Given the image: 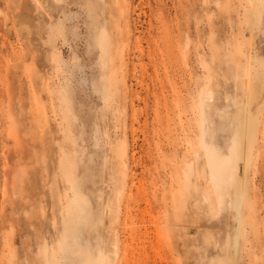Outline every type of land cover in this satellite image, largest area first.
Wrapping results in <instances>:
<instances>
[{
	"label": "rangeland",
	"instance_id": "1",
	"mask_svg": "<svg viewBox=\"0 0 264 264\" xmlns=\"http://www.w3.org/2000/svg\"><path fill=\"white\" fill-rule=\"evenodd\" d=\"M254 1L0 0V264H264Z\"/></svg>",
	"mask_w": 264,
	"mask_h": 264
},
{
	"label": "bare ground",
	"instance_id": "2",
	"mask_svg": "<svg viewBox=\"0 0 264 264\" xmlns=\"http://www.w3.org/2000/svg\"><path fill=\"white\" fill-rule=\"evenodd\" d=\"M258 2H262V0H257L254 1V6L257 5ZM248 76V75H247ZM251 78L248 76L246 83L241 82L240 86H241V90H242V95H243V102L245 104V108H247L252 102H253V96L251 95ZM201 93H202V104H205V99L211 97V88L208 85H205L202 87L201 89ZM202 140V139H201ZM237 146V164L240 166V172H239V181L236 184V187L234 188V203L236 205V209L237 212L240 213V207L241 204L243 202V200L245 199V172H246V155L245 152L243 150V148L238 147ZM120 164V163H119ZM125 166V165H124ZM116 167V166H115ZM185 178L186 181L188 182L190 179V173L186 170L185 173ZM119 179H115V187L113 188V195L111 197L108 198L107 201V205H105L104 207V215H115L116 212V208H115V201H116V197L120 192V188H119V183H118ZM117 183V185H116ZM107 218L111 221V216H107ZM89 223H93L92 219H88ZM124 226V225H123ZM109 228H111V224L109 226ZM113 255L115 256L117 254V251L115 250L116 245L113 243Z\"/></svg>",
	"mask_w": 264,
	"mask_h": 264
}]
</instances>
